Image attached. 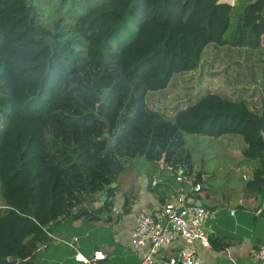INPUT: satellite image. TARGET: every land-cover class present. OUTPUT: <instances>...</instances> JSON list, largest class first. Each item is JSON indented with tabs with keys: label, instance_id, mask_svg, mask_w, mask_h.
Returning a JSON list of instances; mask_svg holds the SVG:
<instances>
[{
	"label": "trees",
	"instance_id": "16d2710c",
	"mask_svg": "<svg viewBox=\"0 0 264 264\" xmlns=\"http://www.w3.org/2000/svg\"><path fill=\"white\" fill-rule=\"evenodd\" d=\"M94 3L68 28L64 18L50 27L33 0H0V259L13 256L8 264H34L66 220L110 223L112 200L92 206L130 161L191 177L187 135L238 133L242 124L260 131L248 106L263 112L264 0L240 13L224 0ZM141 32L169 52L144 65L148 78H129L122 51ZM177 55L196 62L182 66ZM255 138L259 177L264 137Z\"/></svg>",
	"mask_w": 264,
	"mask_h": 264
},
{
	"label": "crops",
	"instance_id": "0c3cea01",
	"mask_svg": "<svg viewBox=\"0 0 264 264\" xmlns=\"http://www.w3.org/2000/svg\"><path fill=\"white\" fill-rule=\"evenodd\" d=\"M241 1L235 0V5H245L249 0ZM248 109L255 119L262 114V109L257 110L252 105ZM243 128L244 124L238 133L221 136L193 135L209 140L210 144L205 151L207 164L203 169L195 163L199 160L197 152L187 147L194 165L191 177L184 175L183 170H164L163 162H137L127 166L115 182V196L107 199L112 200L117 209L113 212L112 221L103 222L106 225L95 222L98 224L89 226L85 219L66 220V243L77 238L78 251L87 257H93L97 251L103 252L106 259L100 264H141L147 248L135 250L130 243L140 215L161 211L177 194L178 188L183 187L190 204L215 212V216L206 223L211 249H203L194 243L205 264H257L254 254L264 243V174L256 175L261 163L257 158L255 137L259 133L264 137V132L261 129L242 132ZM234 143H239V146ZM214 159H218L215 168L208 163ZM200 173L202 181L196 183L201 184L202 190L195 192V180ZM179 177L183 181L179 182ZM102 195L98 196L93 207L106 201L102 200ZM75 222L79 224L77 231L72 229ZM53 243L46 249L49 253L42 259L43 264H80L75 261V253L67 244ZM189 244L184 240L173 242L161 252V256H174Z\"/></svg>",
	"mask_w": 264,
	"mask_h": 264
},
{
	"label": "built area",
	"instance_id": "2783aa9c",
	"mask_svg": "<svg viewBox=\"0 0 264 264\" xmlns=\"http://www.w3.org/2000/svg\"><path fill=\"white\" fill-rule=\"evenodd\" d=\"M235 6V0H224ZM178 181H183L182 177ZM202 190L201 184L194 186L195 192ZM117 209L113 208V212ZM233 214V212H232ZM215 216V212L202 206L190 204L183 187L178 188L177 194L168 201L161 211L154 214H141L137 226L131 233L130 243L135 250L147 248L143 253L141 264H205V259L199 254L198 243L203 249H211V242L206 231V223ZM187 241L189 246L183 248L170 258L160 256L173 242ZM78 239L66 243V240L55 239L75 253V261L80 264H100L106 255L97 251L93 257H87L77 248ZM46 249V245L43 246ZM257 264H264V243L254 254ZM20 262V260H18ZM236 264V263H234Z\"/></svg>",
	"mask_w": 264,
	"mask_h": 264
},
{
	"label": "rangeland",
	"instance_id": "374dc122",
	"mask_svg": "<svg viewBox=\"0 0 264 264\" xmlns=\"http://www.w3.org/2000/svg\"><path fill=\"white\" fill-rule=\"evenodd\" d=\"M86 0H33V4L38 8V12L40 14L44 15V19L49 21L50 27H53V24L58 21L60 18L65 19V23H68V28L72 27L75 22L84 15L89 8L93 7L95 5L94 2L98 0H92L90 3L91 7H85ZM247 0H242L241 2H246ZM237 6V5H235ZM241 7L238 6V13L241 12ZM236 11H234V15L236 14ZM42 19V17H41ZM235 19V18H234ZM64 23V24H65ZM233 25H235V20H233ZM141 33H138L136 42L133 44H130L122 51V59L124 62V69L125 73L129 78H148L151 76V73H146L143 71V67L145 64H148L155 60V58L163 53H166L168 49L165 47V44L162 41L149 39V40H142ZM169 52V51H168ZM171 53V52H170ZM171 55H176L171 53ZM177 57L180 59V64L182 66L191 65L192 63L196 62L195 58H188L183 57L181 55H177ZM164 75H158L154 78H152V82H150L151 86L156 85V81L159 79H162ZM260 118V117H259ZM186 144L188 148H194V150L197 152L196 157H198L199 160L195 161L196 165L203 169L206 166V156L205 151L208 148L210 141L205 138H196L193 135H187L186 136ZM234 145L237 147L239 146V143H234ZM233 144L232 148L236 149V147ZM203 160H205L203 162ZM137 162H144L145 160H133L130 161L127 166L129 167L131 164L137 163ZM212 167H217L218 159H214L213 161L208 162ZM101 195H99L100 197ZM93 207V206H92ZM89 226L91 225H97L98 223H90L87 221ZM100 225H106L105 223L101 222ZM84 225V224H83ZM72 226V224H71ZM79 224L77 222L74 223L72 229L78 230ZM71 229V230H72ZM56 238H59L60 240L66 239V230H63L60 235H57ZM55 238V239H56ZM44 245H41L39 248V252L37 253L36 261L34 264H43L42 259L49 253V250H42V247ZM41 249V250H40ZM13 258V256L7 257L5 259L10 260ZM17 260H20L18 258ZM24 261V260H20Z\"/></svg>",
	"mask_w": 264,
	"mask_h": 264
},
{
	"label": "water",
	"instance_id": "95a60500",
	"mask_svg": "<svg viewBox=\"0 0 264 264\" xmlns=\"http://www.w3.org/2000/svg\"><path fill=\"white\" fill-rule=\"evenodd\" d=\"M254 122L264 132V108H263V112H262L260 118L255 119ZM106 137L110 138L109 135H106ZM112 142L115 143L116 138H113ZM115 187H116V183H113L110 187H108L107 191L105 193H103V195H102V200H107L110 197H114L115 196ZM8 263H9L8 259H0V264H8Z\"/></svg>",
	"mask_w": 264,
	"mask_h": 264
}]
</instances>
